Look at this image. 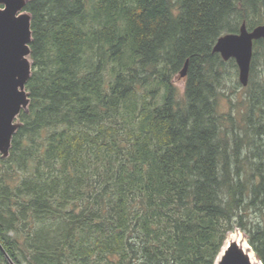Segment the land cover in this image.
<instances>
[{
    "label": "trees",
    "instance_id": "obj_1",
    "mask_svg": "<svg viewBox=\"0 0 264 264\" xmlns=\"http://www.w3.org/2000/svg\"><path fill=\"white\" fill-rule=\"evenodd\" d=\"M25 10L30 102L0 156V264H214L234 231L264 264V38L232 98L235 61L212 51L264 24V0Z\"/></svg>",
    "mask_w": 264,
    "mask_h": 264
},
{
    "label": "water",
    "instance_id": "obj_2",
    "mask_svg": "<svg viewBox=\"0 0 264 264\" xmlns=\"http://www.w3.org/2000/svg\"><path fill=\"white\" fill-rule=\"evenodd\" d=\"M28 0H0V156L9 154L11 139L21 125L18 118L26 111L30 102L29 92L25 89L31 76L30 13L25 10ZM264 38V24L247 29L241 23L237 32L221 34L212 47L226 61L234 59L238 70V81L247 85L253 42ZM187 62L179 71L186 75ZM237 240L229 241L221 248L214 264H253L249 253ZM1 248V246H0ZM5 254V252H4ZM9 264H14L5 254ZM259 262V261H258ZM260 263V262H259ZM261 264V263H260Z\"/></svg>",
    "mask_w": 264,
    "mask_h": 264
},
{
    "label": "rangeland",
    "instance_id": "obj_3",
    "mask_svg": "<svg viewBox=\"0 0 264 264\" xmlns=\"http://www.w3.org/2000/svg\"><path fill=\"white\" fill-rule=\"evenodd\" d=\"M225 75H226V77H225L226 86L223 88V90L225 91L226 95H228L229 97H231V98H232V96L235 97L236 95L241 93V88L238 85V84H240L238 81V70L228 66V71L226 72ZM175 81H176V84L179 86V88L182 89L183 84H184V77H180L178 75L176 77ZM220 107L222 108V110H225L228 108V100L226 98H221ZM235 232L240 233L242 235L243 239L245 240V238L241 232L234 231L233 233H235Z\"/></svg>",
    "mask_w": 264,
    "mask_h": 264
},
{
    "label": "bare ground",
    "instance_id": "obj_4",
    "mask_svg": "<svg viewBox=\"0 0 264 264\" xmlns=\"http://www.w3.org/2000/svg\"><path fill=\"white\" fill-rule=\"evenodd\" d=\"M124 1V0H123ZM106 28V27H105ZM111 33V32H110ZM106 117V116H105ZM99 126V125H98ZM99 130H101V129H99ZM101 132V131H100ZM194 144V143H193ZM19 190V189H18ZM7 197V196H6ZM69 229V228H68ZM231 240H237L238 242H241L242 244V247L249 253V256H250V259H251V262L253 263V264H260L258 261H257V259L255 258V256H254V254H253V252H252V250L250 249V247H249V245L247 244V242L243 239V237H242V235L240 234V233H237V232H235V233H233V232H231V233H229L228 234V236H227V238H226V240H225V242H224V244H225V246H226V244L229 242V241H231Z\"/></svg>",
    "mask_w": 264,
    "mask_h": 264
}]
</instances>
